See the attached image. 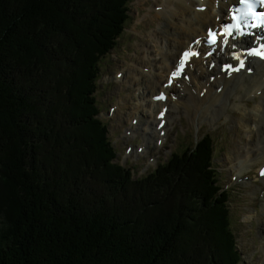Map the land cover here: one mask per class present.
Instances as JSON below:
<instances>
[{
  "label": "trees",
  "instance_id": "16d2710c",
  "mask_svg": "<svg viewBox=\"0 0 264 264\" xmlns=\"http://www.w3.org/2000/svg\"><path fill=\"white\" fill-rule=\"evenodd\" d=\"M126 1L0 0V184H3L2 187L6 185L9 191L0 203L5 201L4 204L12 207L10 214H7L4 206H1L0 264L241 262L235 256L238 253L232 240L235 236L228 228L229 205L228 200L223 198L222 188L218 187L215 192L213 181L212 184H207V180L206 183L200 182L202 176H210L205 160L206 154L212 151L211 140L210 143H204V147L186 148L183 155L174 159L171 156V164L167 168L162 163L152 175L133 177L138 180L135 182L130 175L121 173L118 164L112 163L117 153L110 138L104 139L103 128L107 126L99 117L100 110L93 94L98 87L88 84L85 91L72 87L71 96L81 97L77 100L70 99L64 93L57 95L66 99L52 96L50 86L57 85L54 80L59 72L53 77L55 69L46 68H53L54 64L59 65L57 68L69 67L66 63H72L70 65L76 70L78 64L83 65L82 62L91 59L88 66L92 70L94 65L100 67L104 60H108L130 19V5L128 2V7ZM101 7L105 13L99 12ZM22 29L27 33L32 31L28 35L32 38L27 39ZM40 33L46 34V37L38 43L36 35ZM32 39L36 44L32 43ZM63 42L65 48L60 46ZM47 43L51 45L46 46ZM86 47L88 49L81 52ZM57 48L70 54L71 58L65 55L53 57L52 52L58 51ZM38 57L45 65L40 69L46 72V82H35L32 87L21 90L20 87L27 83L20 78L23 68H27L28 72L35 63L33 60ZM47 90L50 91L48 96L44 95ZM87 90L92 97L90 104L84 93ZM51 107L56 110L49 112ZM56 117L61 127L66 128L67 142L78 139L79 144L80 138L86 145L79 149L72 148L65 162L66 170L76 176L74 181L61 179L58 170L62 164L57 161L53 162L57 167L53 180L44 182V175L35 172L40 167L37 164L39 160L35 161L38 143H42L43 132L52 133L53 119ZM30 151L34 152V158L29 155ZM41 160H44L43 155ZM50 165L46 166L47 172L52 169ZM172 168L174 172H171ZM192 170L194 173L190 174ZM187 175L196 178L190 186L191 193H188V189L177 190L181 194L179 203L175 207L173 204L167 207L161 225L166 230L169 226L176 227V222L181 218L188 222L183 229L191 236L186 240L194 236L198 244L201 243L196 249V257H190L185 239L173 242L170 246L169 242L162 243L158 235L157 238H151L150 234L149 245L147 241L140 242L132 231L129 218L117 217L120 213L128 214L124 207L119 212L115 211L117 216L109 215L110 206L107 202L132 201L130 194H135V190H132L134 186L141 185V190L144 187L147 189L144 184L155 186L152 193L158 195L156 200L165 202V194L159 192L166 189V185H177L179 188ZM56 176L64 182V188L60 187ZM205 186L211 190L202 191ZM198 195L205 197L195 214L191 200H196ZM13 205L17 208H13ZM176 212L178 216L172 217ZM194 220L199 222L196 226V230L199 229L197 236L194 235V229L189 227ZM178 229L170 236L178 237Z\"/></svg>",
  "mask_w": 264,
  "mask_h": 264
},
{
  "label": "rangeland",
  "instance_id": "374dc122",
  "mask_svg": "<svg viewBox=\"0 0 264 264\" xmlns=\"http://www.w3.org/2000/svg\"><path fill=\"white\" fill-rule=\"evenodd\" d=\"M128 2L130 5V10L132 11V14L130 13L132 22L126 29V32L122 37L123 40L121 41L122 38L119 40L118 45L113 48L112 52L107 57L108 60H104L102 62V66L97 67V65H94V68L91 70L88 66V64L92 61L90 59L87 60L86 63L82 62L83 65L78 64L76 70H74L75 67L73 65H70L72 63H66L69 65V67L61 66L60 68H57L59 67V65L57 66L54 64L53 68H46L50 70L55 69L53 70L55 72L52 73L54 74L53 77L57 72H59L58 76L54 80L57 85L54 84V86H50L52 90V96L55 97L56 95L57 97H61L63 99L64 96L60 95L64 93V95L68 96L70 99L77 100L81 97H73V95L71 96L72 93L70 91H72V87H76L75 90L79 88L82 91H85L88 84L98 86V90L96 91V99L99 102V106L101 108V114L99 117L103 121H106L107 126L106 128H103V134H105L104 139L107 138L109 140V138H112L111 141L118 151L116 152L117 157H114L113 162H111L113 164H118L119 166H117V168L120 169L121 173L127 176L130 175L132 178L131 180L135 182H138V180H135L133 177L138 178L142 175H152L153 171L157 169L162 163L164 164V167L167 168L171 164V158L173 157L174 159L176 156L179 157L183 155L186 148L192 147L193 149L195 146L199 145H202V147H204V143H210L211 140L212 146H210V148H212V151L206 154L207 159L205 160L206 170L208 173H210V176L208 174L202 176L200 182L206 183L207 180V184H212V181L216 179V176H218V179L223 182L225 190L227 189V187H231L232 190L228 189L230 195H227L226 198L229 205L228 228L233 232L235 236V239L232 240L234 241L238 252L235 254V256L238 260H241V263L243 264H263L264 256H261L259 247L261 240L264 239V235L262 236L261 232L262 225L264 224V214L260 206L261 197H255L252 195L253 190L257 189V187L262 188L261 181L257 180L253 175L254 172L250 170L247 174L243 175V177L247 179L246 182L250 183H242L241 178L239 180L233 179V176L236 174H233L231 176L230 170L227 168L229 161L231 160V158H233L232 155H236L238 153V150L240 149L239 138L240 136H243V134H239L238 127L239 124L242 123V121H245L241 116L243 112L238 110L235 111L233 115L236 117L235 122L233 118H230V120H223L222 123H218L216 121L212 122L211 120H206L205 122H197L193 121L191 117L186 114V111L182 109L179 114L174 113V115L172 116L173 119L169 120V124L167 126L168 138L166 136H163V138H153V130H151L150 140H148V138L144 139V131H148L146 130L147 122H154L152 116L153 109L151 106H149V104L143 103L140 99L142 98V96H140V93H143L145 96L147 94V90L142 92L141 90L137 89V92L135 91L134 94V87L136 89V84L142 83V86L140 88L144 90V85L151 87L152 85L159 86L161 83L159 81V78L156 77L152 72H148L146 75H142L139 72L133 74L134 71H132L131 69L128 70L127 66H129V64H132L133 61L139 63V61L144 58V53L142 51L144 45L147 43L153 45V43H150V39L152 38V34L150 33V31L153 28L159 26V21H162V19H153L151 17L144 18L146 14V8L151 7L152 9H154L156 4H158V1L128 0L125 4L129 7ZM99 12L105 13L103 7L99 9ZM161 18H163V15H161ZM23 30L24 29H22V31ZM155 30L158 29L156 28ZM22 33H24L23 35H27V39L32 38V36H28L32 34V31H30L29 33L23 31ZM137 33H139L138 36L141 41L136 44V52L130 53L131 50L127 49L126 45L129 41V38H132ZM174 33L175 32H172L173 35ZM160 35L163 37L167 36L166 33H160ZM36 36V41H38V43H41L42 40H44V38L46 37V34L40 33ZM31 41L33 44H36L34 39H32ZM133 42L135 43L136 40L134 39ZM176 43V41H173V45ZM48 45L51 44L47 43L46 46ZM65 45L66 44L63 42L60 46L65 48ZM127 46L132 47L133 45L128 44ZM57 49L59 50L52 52L53 57H61L62 55H65L66 58H71L70 54L67 55L63 53L60 48ZM87 49L88 48L86 47L81 52H84ZM152 49L154 48L152 47ZM95 51L98 54L97 47H95ZM74 56L75 55H73V57ZM33 61L35 63L33 62L34 65L32 68L28 69V72H26L27 68H23L24 72H21L20 78L22 79V81H27V83L23 84V86L20 87L21 90H26L28 87H32L33 83L35 82H39L40 84H44L46 82V72L45 70L40 69L45 66L42 62V59L38 57ZM74 61L76 62V60ZM162 61L163 59H161L159 62L163 63ZM165 63L168 65L172 64L171 61H166ZM61 64L62 63H60V65ZM72 66L73 70H71ZM198 66H200V64H198ZM207 68L208 65H206L203 70H206ZM106 71H110L107 77L104 76ZM120 72H123L124 76L119 78V80H116L117 73ZM47 73L51 74L49 70H47ZM100 73L101 75H99ZM165 74L167 75L168 72L166 71ZM68 75H70L69 78H67ZM98 75L99 78L97 81ZM127 75L129 77L128 80L131 82V84L127 81ZM31 78H33L34 80L30 81ZM66 81H68L67 84ZM110 85L114 86V90L108 88V86ZM118 89L121 91L120 94L117 92ZM89 90L84 92L85 97L88 100V104H90L92 101V97H90L89 95ZM109 90L111 91L109 92ZM48 92L50 91L47 90L44 95L48 96ZM37 99L39 98L37 97ZM64 99L66 98L64 97ZM122 103H130L132 105V108H128L127 105V108L126 106H124L117 109V106ZM113 105L115 110L112 108ZM249 106H251V110L255 107L253 102H250ZM46 108H49V106H46ZM46 110L49 111V109ZM53 110H56V108L52 109L51 107V110L49 112ZM47 114L48 112L44 115ZM53 120L54 130L52 131V133L43 132L42 134L44 135V137L42 139V143H38L37 158L35 161L39 160L37 164L40 167H38L35 172L42 173V175H44V182H48L50 179L53 180L52 177H54V171L57 168L55 164L57 161L62 164L61 168L58 170V173L60 174V176H62L61 179L63 180L64 178H68L70 181H74L76 179V176L70 174V172L66 170L65 162L68 161L69 154L73 150L72 148L79 149L80 147H86V145L83 144V141L80 140V138L79 144H77L78 139H72L67 142L68 137L64 131V129L66 128L64 127L63 129V127H61V124L58 121L57 117ZM62 120L63 122L65 121L64 119ZM129 127L132 131L131 136L126 134V131ZM205 133H209V135ZM120 134L121 136L125 137L123 140L119 138ZM76 135L77 132L75 133V136ZM115 136L118 137L116 138ZM259 136L260 133H257L255 135V137ZM161 139H163L165 143L160 144L159 142ZM51 140L53 142H50ZM244 140L246 139L244 138ZM244 143L246 144L247 142L244 141ZM226 146L228 147V149H226ZM38 147L40 149H38ZM220 148L223 150L220 151ZM75 151L78 152V150ZM214 151L216 152V155H214V165L216 166V169L214 168L211 161V156L214 154ZM33 154V151L29 152V155H31L32 158H34ZM42 155L44 160H41ZM53 155L55 156L56 160ZM234 158L236 159V156ZM49 164H51L50 167L52 166V169L47 172L46 166ZM257 166L258 164L255 165V169ZM148 171H150L148 174H144ZM174 171L175 170L172 168L171 172ZM216 172H218V174ZM193 173V170L190 171V174ZM56 178L60 184V187L63 186L64 188V182H61V179L58 176H56ZM195 180V177L192 178L187 175L186 179L184 180L185 182L179 188H177V185H166V189H163L159 192V194L161 195L165 194V196H163L166 200L165 202H158L156 200V196L158 195L152 193V191L156 188L155 186L144 184L146 185L147 189L144 187L143 190H141V185H132L134 186L133 188L131 187L132 190H135V194H130L132 201L125 200V202H120L119 200L117 201V203H112L111 201L107 202L110 206V209L108 208V211L110 212L109 215L117 216L115 215V213L119 212L120 209L124 207L128 214L123 215L122 213H120V216L117 217H120L121 219L129 218V221L133 226L132 231L136 233V236L138 237L140 242L147 241V245H149L148 241L150 240V234L151 238L152 236L154 238H157L158 235L162 239V243L165 244L166 242H169L170 246L173 242L179 241L180 239L186 240V238H189L191 236L183 229L184 226L188 225V222H185V220L182 218L177 221V229L180 227L178 229L180 231L178 234L179 236L171 237L170 235L173 232L177 231L176 227L174 225L172 227L169 226L165 230L161 225V219L163 218V216H165L168 206L173 204L175 207L179 203L178 198L181 197V194L177 193V190L180 189L181 191V189H188V193H191L192 188H190V186H192L191 184ZM2 185L3 184H0V202L1 199L3 197H6V195H8L9 193V191L6 189V185H4V187H2ZM218 186L219 185H215V183H213L215 192ZM206 189L209 191L211 190L208 186H205L204 188L202 187V191ZM263 193L264 192H262L261 195ZM204 197L205 196L198 195L196 200H191V205L195 206V214L198 213L200 205L202 204L201 201ZM255 201L256 206H254L253 204V202ZM4 202L0 203V211L2 210L1 206H4L7 212L5 210L4 211L7 214H10V210L12 209V207L9 208L6 204H4ZM13 208L17 207L13 205ZM256 208H258V210H256ZM255 214L256 216H258V220L260 223L259 226H257L252 220ZM175 216H178V212H176L172 217ZM21 218H23V214L21 215ZM198 223V220H194L189 225L191 229H194L195 236L199 234V229L196 230V226L198 225ZM191 233L193 234V231ZM255 236L256 240L254 241ZM186 243L189 245L188 253L190 254V257H196L198 255L196 254L198 252V250L196 251V249H198V245H200L201 243L198 244V240L195 239L194 236L193 239L186 240ZM182 258L187 259L186 256H182ZM242 259L245 261H242ZM186 262H188V260Z\"/></svg>",
  "mask_w": 264,
  "mask_h": 264
},
{
  "label": "bare ground",
  "instance_id": "6f19581e",
  "mask_svg": "<svg viewBox=\"0 0 264 264\" xmlns=\"http://www.w3.org/2000/svg\"><path fill=\"white\" fill-rule=\"evenodd\" d=\"M235 1L236 0H209L207 1L208 6H202L196 10V6L200 4L199 0H167L165 6L159 11H156L155 8L152 9L151 7L146 8L144 18L151 17L153 19H163V21L159 23V25L163 24V29L157 27L158 30H155V27L151 32V41L154 43V47H158L159 52L156 53L155 49L151 51L144 49V58L139 61L142 65L138 67L130 64L127 68L128 70L131 69L134 71L133 74L139 72L142 75H146L148 72H152L159 78L161 83L159 86H145V89L150 90L149 93L152 94L153 98L157 95L160 97V101L155 102L156 104L151 101L153 119L156 123L154 127L158 130V122H161V120L168 121L173 119L172 116L174 113L179 114L182 109L186 111V114L190 116L193 121L197 122L211 120L212 122L219 121L222 123L223 120L220 118L222 115L233 118L235 122L236 117L233 116L235 111L238 110L243 112L241 116L245 121H242L238 128L240 134H243L247 143L243 148H240L238 153L234 155L233 158H231L230 169L236 173V180H239L243 177L246 171L252 170V167L256 163H259L256 171L258 173L260 168H263V171L261 172V175L257 174L256 176L257 179L261 181V184L264 185L263 59L255 56V59H252L250 63H247V68L250 66L254 68L252 69V73L246 74L242 71L225 76L224 74H220V53L222 51V48H220L221 44L218 43L217 45H209V37L203 36L199 42H197V45L203 50V53L200 55L201 58L197 61L194 59L193 61L195 62L187 66L186 70L183 72V74L186 73V75H180L177 78L171 77L170 75L173 69L174 71L177 69V67L174 68V63L180 59L178 52H181L180 50H182L184 46H188L189 42L194 39L193 34L195 33L196 36L206 34L205 32H207V29L210 28L208 26L214 24V28H218L220 23L218 17H220V20L225 18L224 16L227 14L228 10H231V4H233L232 2ZM214 2L217 5V10L213 9ZM229 14H231V12H229ZM161 15H163V18H161ZM191 15L198 17L199 20V23L195 22L198 24L194 27L192 26L194 20L191 19ZM226 19H228V17ZM172 32H175L174 35ZM160 33H166L167 36L163 37ZM173 41H176L177 43L173 45ZM204 51L212 53L210 58L205 57ZM247 58H249V56H247ZM161 59H163V63L159 62ZM212 59L220 61V63H214L213 66L210 67V74L203 77L207 72H209L208 68L206 70H203V68L206 65L209 67L212 64L205 63V61H210ZM235 60L236 62L239 61L238 59ZM166 61H171L172 64L168 65L165 63ZM228 62L230 65L236 64V62L232 59H228ZM198 64H200V66H198ZM166 71L168 72L167 75L165 74ZM201 72L203 73L200 74ZM212 74L216 76V79L213 82L209 79ZM128 78L129 77L127 75V81L131 84ZM171 78L173 80V85H170ZM195 80L198 84H195L194 87L191 88L190 84ZM176 83L181 86V92L176 93L177 95L173 93L176 89ZM163 84L165 86H163ZM219 86H221L220 92L217 91ZM204 88L207 90L204 96L201 97V91L204 90ZM195 90L196 92H194ZM175 98L178 99L173 100ZM164 100H166L165 104H167V110H164ZM248 102L254 103V109L251 110V106H249ZM127 105L128 108H132L130 103H122L117 106V109L124 106L127 108ZM170 106L172 110L170 109ZM157 107L161 109L157 110ZM112 108L115 109L114 105ZM158 112L163 113L162 117L156 114ZM165 126L164 128H166ZM146 127V130L148 131H144V139L148 138V140H150L151 130L148 126ZM157 129L156 132L153 131V138L159 136V131ZM257 133H260L259 137H255ZM235 156L236 159L234 158ZM149 172L150 171H148V173ZM141 177H144V175ZM244 180L245 179H243V182ZM228 189H231V187H227L223 193V198H225V200H227L226 196L230 195ZM258 192H264V188ZM256 193L257 190H253L252 195L254 196ZM258 197H261L260 206L264 214V193ZM254 218L255 217L253 216L252 220H254ZM261 232L263 236L264 224L262 225ZM255 240L256 238L254 241ZM259 249L261 256H264V239L261 240Z\"/></svg>",
  "mask_w": 264,
  "mask_h": 264
},
{
  "label": "snow or ice",
  "instance_id": "6c2138e0",
  "mask_svg": "<svg viewBox=\"0 0 264 264\" xmlns=\"http://www.w3.org/2000/svg\"><path fill=\"white\" fill-rule=\"evenodd\" d=\"M241 5H244V11L241 16H233V20L236 21L234 24H227L224 26L221 32L216 33L212 30H209V45H217L221 42V38H223V44L227 45L229 38L236 39L240 36L250 35L251 33H246L242 31V25L240 21L244 17H252L254 20H258L259 24L253 23L250 25V27H264V12L256 11V6L261 5L264 6V0H239ZM211 55V53H208ZM249 55L258 56L261 58H264V46H262L259 49H252L248 53ZM192 55H199L198 53H190L189 51H185L183 53L184 59L180 61L179 67L181 69H184L186 67L185 61L190 58ZM236 59L239 60V66L233 67L231 65H226L225 70L231 69L232 71H240V69L244 68L245 63L243 59H240V57H236ZM183 75V73H180ZM173 77L177 76V72L172 73Z\"/></svg>",
  "mask_w": 264,
  "mask_h": 264
}]
</instances>
